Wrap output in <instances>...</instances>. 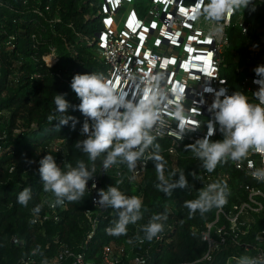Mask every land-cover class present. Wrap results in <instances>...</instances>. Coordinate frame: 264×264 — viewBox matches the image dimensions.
Returning <instances> with one entry per match:
<instances>
[{"label": "trees", "instance_id": "1", "mask_svg": "<svg viewBox=\"0 0 264 264\" xmlns=\"http://www.w3.org/2000/svg\"><path fill=\"white\" fill-rule=\"evenodd\" d=\"M253 22H264V6L256 2ZM102 0H0V262L17 263L22 258L33 256L36 264L49 261L62 245L79 250L87 240L91 225L83 212L94 208L85 193L78 203H69L60 223L48 224L43 231L34 227L29 217L37 205H42V180L38 172L40 153L48 151L51 143L58 139L67 140L71 164L78 160L88 161L87 155L75 147L87 119L79 110H68V115L76 118L68 125L56 129L58 121H49L55 113L54 96L66 94L72 105L80 100L70 85L75 74L99 72L97 47L92 39L101 30L98 14ZM46 6H50L47 10ZM15 35V47L10 49L7 41ZM239 31H233V38L245 40ZM246 41V40H245ZM235 41L233 50L239 51ZM56 51V62L48 64L45 57ZM241 50V49H240ZM228 72L235 79V69L243 63L245 52L229 54ZM236 57L235 60L232 57ZM91 123V121H89ZM166 163L165 175L184 171L190 185L189 189H175L166 196L155 185L158 183L155 163L151 161L143 179L142 219L127 226V234L108 236L106 229L117 219L113 209L107 208L100 217V227L90 241L88 256L99 260L105 244L115 242L124 244L128 250L143 255L147 264H185L198 260L206 250L200 239V230L215 216L216 209L201 216L197 212L189 217L184 201L193 200L202 188L200 180L191 173L201 176V161L182 144L176 155L168 153L173 141L157 140ZM102 166L96 162V171ZM218 164L215 171H219ZM14 169L11 172V169ZM33 172L35 177L27 175ZM119 173L121 174L119 176ZM130 171L126 165H116L107 171L102 179L104 190L116 186L128 196H133L129 180ZM27 177V178H26ZM174 179H178V174ZM118 180L123 183L117 184ZM142 186V185H141ZM31 187L33 198L27 207L17 202L18 194ZM169 209V218L164 221L161 241L144 238L143 228L154 214ZM97 209V208H95ZM44 210L42 206L41 211ZM113 215L111 216V214ZM17 236L21 243H12ZM39 248V252L36 249ZM42 253V254H41ZM121 264H132L127 258Z\"/></svg>", "mask_w": 264, "mask_h": 264}, {"label": "built area", "instance_id": "2", "mask_svg": "<svg viewBox=\"0 0 264 264\" xmlns=\"http://www.w3.org/2000/svg\"><path fill=\"white\" fill-rule=\"evenodd\" d=\"M254 2L264 6V0ZM199 6L198 0H102L98 16L101 23L100 36L96 38L98 56L103 72L114 82V86L124 89L131 98L136 91V82L127 79L130 70L137 75L163 73L171 90L175 92L178 88L184 95L185 110L192 109V123L200 124L195 131L186 132L183 140H177L173 132L178 129V124L169 117V128L158 139L173 141L174 144L168 148V153L172 155L178 153L182 144H192L207 134V122L212 118L208 109L215 99V93L221 88H226L229 95L241 91L248 95L250 101L257 102L252 97L259 87L253 82L257 79L254 69L264 65V22L252 21L255 12L246 9L230 15L224 35L213 38L207 35V23L203 19H196ZM46 9L49 10L50 6H46ZM235 30L246 41L235 40ZM15 41L16 36H10L7 46L12 49ZM235 41L239 44V51L233 50ZM242 50L245 52L243 63L237 66L235 79H232L227 75L225 55L232 52L236 56ZM232 58L235 60L236 57ZM46 62L53 64L56 59ZM222 139L218 130L211 137L213 141ZM48 150L56 155L57 165L67 170L65 165L71 164L67 140L53 141ZM39 156L40 160L44 157L43 153ZM150 163L148 161L146 165L130 171L132 188L136 186L140 196L143 195V179ZM250 164L253 167H249ZM260 167H264V154L250 152L242 161L222 163L219 171L202 172V188L217 180L224 181L229 195L227 204L222 209H216L214 218L200 230L201 242L206 247L203 255L185 264H238L239 258L244 255L264 259V182L251 176L253 168ZM105 174L107 172H103L101 166L87 185L86 194L94 207L83 212L91 225L87 240L79 250L62 245L47 264H121L124 258L132 264H147L145 256L113 241L104 245L99 260L88 256L90 241L96 235L100 217L107 209L95 203L99 200L98 192L104 190L102 179ZM93 183L95 188L92 187ZM53 199L51 193L43 192L44 210L38 215L32 211L29 217L34 227L43 231L48 224L63 220L69 202L52 208L49 202ZM162 239L163 235L157 236V241ZM139 242L143 244L145 240L140 238ZM12 243L19 245L21 241L14 236ZM11 264H36V261L30 256Z\"/></svg>", "mask_w": 264, "mask_h": 264}, {"label": "clouds", "instance_id": "3", "mask_svg": "<svg viewBox=\"0 0 264 264\" xmlns=\"http://www.w3.org/2000/svg\"><path fill=\"white\" fill-rule=\"evenodd\" d=\"M196 19L207 23V35L213 38L222 37L225 33L227 20L241 10L254 12V0H198ZM254 47H258L254 46ZM258 90L252 97L257 102L250 101L248 95L241 91L228 94L226 88L215 93V99L208 111L212 118L207 122V134L186 148L195 158L201 161V167L212 173L218 164L237 162L246 159L250 152L264 154V65L254 69ZM130 82H136V91L131 98L124 89L114 86L104 72L75 74L71 80V89L80 100L79 105H72L65 98L66 94H56L55 113L49 115V121H58L60 126L72 121L73 127L77 120L69 116L68 110H79L87 119L81 129L85 139L78 140L75 147L87 155L88 161L78 160L76 165L68 163L64 168L57 165L54 156L48 154L39 161L38 172L45 193H51L53 200L49 206L56 208L65 202L78 203L85 193H88V182L96 174V162L102 163L103 172L116 165H126L129 171H135L138 166L146 165L148 161L155 163L158 183L155 187L166 196H171L175 189H189L190 185L184 171L165 175L166 161L160 154L161 148L157 140L169 128V117L174 118L178 129L173 135L177 140H183L186 132H193L200 127L191 121L192 109L185 110V97L177 88L175 92L168 86L163 73L156 75H137L131 70L127 73ZM225 83V81H221ZM91 121V123H89ZM218 126V129H217ZM219 131L222 140H211ZM249 167H253L251 164ZM178 174V179H174ZM194 178L202 181L203 177L191 173ZM251 176L264 182V167L253 168ZM123 183L118 180L117 184ZM93 188L96 185L93 183ZM229 195L227 183L217 180L198 190L197 198L184 201V207L189 210V217L197 212L201 216L212 209H222L227 204ZM96 204L115 211L117 219L108 234L121 236L127 234V226L142 219V204L140 196H128L116 186L98 192ZM31 187H25L17 197V202L25 207L32 200ZM42 205L33 208V214L38 215ZM169 218V209L151 216L144 226V238L152 241L164 231V221ZM39 252V248L36 249ZM42 254V253H41ZM43 264H47L44 261ZM238 264H264V259L248 255L241 256Z\"/></svg>", "mask_w": 264, "mask_h": 264}, {"label": "rangeland", "instance_id": "4", "mask_svg": "<svg viewBox=\"0 0 264 264\" xmlns=\"http://www.w3.org/2000/svg\"><path fill=\"white\" fill-rule=\"evenodd\" d=\"M98 16H99V14H98ZM95 41H96L95 39H92V43H93V45L97 47V43H96ZM57 57H58L57 52H53V53L48 54V55L46 56V60H48V61H54L55 59H57ZM225 57L229 60V55H228V54H226ZM100 70H101V72H103V68H102V67L100 68ZM227 70H228V69H227ZM41 153H43L44 156H46V155H48V154L53 155V153H50L49 150H48V151H42ZM53 156H54V159H55V158H56V155H53ZM30 174H33V172H30V173L27 175V177H28V176H32V178L35 177V175H30ZM27 177H26V178H27ZM138 190H139V189H136V186H134V189H133V193H134V195H136V196H140Z\"/></svg>", "mask_w": 264, "mask_h": 264}, {"label": "water", "instance_id": "5", "mask_svg": "<svg viewBox=\"0 0 264 264\" xmlns=\"http://www.w3.org/2000/svg\"><path fill=\"white\" fill-rule=\"evenodd\" d=\"M95 36H96V38H98V37L100 36V33H97ZM95 40H96V39H95ZM95 42H96V41H95Z\"/></svg>", "mask_w": 264, "mask_h": 264}]
</instances>
